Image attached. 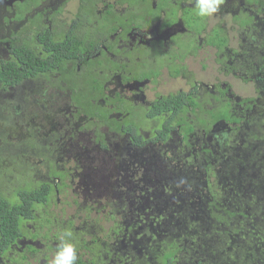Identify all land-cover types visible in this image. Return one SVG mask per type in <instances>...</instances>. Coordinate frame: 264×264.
<instances>
[{
	"label": "trees",
	"instance_id": "16d2710c",
	"mask_svg": "<svg viewBox=\"0 0 264 264\" xmlns=\"http://www.w3.org/2000/svg\"><path fill=\"white\" fill-rule=\"evenodd\" d=\"M121 1L128 3L130 14L135 10L133 15L147 11L145 0ZM171 1L159 0L160 7L157 9L170 6ZM188 1L178 0L177 12ZM96 3V0H82L81 14H86V20L79 24L73 22L71 31L66 35H63V31L57 37L51 34L43 26L42 13L31 20L30 25L44 27L38 33L39 38L31 39V44L38 45L39 41L45 59L41 60L42 57L36 54L32 45L28 46L18 34L11 42L14 47L10 57L7 60L0 57V251L9 250L22 237L27 229H24L27 221L39 225L43 223L41 217L45 216L60 224L54 232L57 234L53 235L55 240L58 241L65 229L73 232L78 251H85L84 254L79 253L78 260L82 264L84 255L91 254L95 257L94 264L101 259L103 264H264V113L244 118L247 119L244 123L248 132L231 137L227 145V158L222 157L225 155L223 150H220L219 156L212 154L213 145L197 152L198 156H203L197 165L192 155L189 161L183 160L178 169L170 167L172 171H167L166 176L159 178L158 182L152 180L142 184L143 181L128 183L124 180L119 197L111 201L99 199L89 204L92 207L87 205L86 217L78 226H74V222L64 224L55 215L53 205H58V198L73 184L68 172L55 166L58 154L51 155L58 148L55 137L66 136L67 127L54 133L39 129L33 122L36 114L29 111L30 104L40 103L43 95L38 89V79L43 78L54 87L59 86V82L66 84L77 115L74 122L71 120L73 124L70 127L74 128L71 129L82 134L92 131L95 136L93 145L99 143L103 149H109L108 137L129 135L136 151H148L140 149L146 144L141 135L145 121L161 118L163 129L160 136L167 138L178 126H182L183 132H191L199 118L207 115V111L202 109L204 104L197 103L193 98L195 88L187 95L189 102L186 93L181 92L158 99L150 108L142 106L141 110L120 95H107L113 75L109 73L111 68L106 63V52L94 56V48L104 41L109 51L116 52L120 38L117 37V41L110 44V32L107 31L102 38L94 23L98 18ZM256 3L261 7L264 0H256ZM31 11V7L25 9L27 13ZM184 11L183 20L191 30L199 25V33L206 29L207 19L189 7ZM123 20L121 16H113V21H118L113 31L121 29L120 35L125 30ZM259 26L263 32L264 21ZM206 39L220 52L227 44L223 30L206 35ZM200 48L192 41L184 45L185 57L196 55ZM142 49L148 54L153 53L155 59L166 56L162 49L154 46ZM234 50L242 51L238 48ZM123 51H128L130 62L117 63L114 68L117 67L116 73L119 74L116 76L125 83L133 78L131 75L138 73L131 68L134 67L133 61L138 56L143 57V53L139 49L133 54L128 47ZM98 52H102L100 48ZM248 64L246 74L243 71L245 63L237 62L227 67L229 72L241 73L245 82L255 81L258 86H264V55L249 58ZM259 71L261 82L255 80L254 76ZM27 79L37 86L30 95L16 88ZM224 93L222 91L216 108H226ZM205 98L210 103L211 96ZM254 99L256 97L247 96L241 103L249 104L247 109L252 111ZM231 102L227 96V108ZM20 104L22 107H19V111L17 108ZM189 106L193 108L191 114ZM212 112L215 116L209 120L211 125L225 117L223 111L219 113L216 109ZM115 113L121 115L120 119L114 117ZM166 114L170 117L167 120ZM81 117L83 120L80 122ZM8 125L15 128L13 134L9 132ZM76 135L73 134V137ZM82 144L83 141L79 140L75 146ZM48 154L51 158L46 159L47 165L40 170L34 165V157H47ZM144 160L140 158L135 161L133 169L140 168V162ZM152 163L144 161L142 168L157 170L158 167ZM81 166L80 160L73 164L76 170H80ZM49 170H53L52 175H49ZM130 173L132 176L133 171ZM157 186L165 187L167 195L160 197ZM85 188L86 185L82 191ZM173 199L179 206L175 203L169 205ZM160 201L167 203L160 206ZM39 209L42 210L38 218L36 213ZM83 234L88 237L82 239ZM132 234L135 239H123ZM54 252L52 246L40 250L30 248L27 253L32 261L29 264H42L40 260H49ZM22 256L25 260V253ZM18 260L15 259V262ZM18 264L22 263L19 261Z\"/></svg>",
	"mask_w": 264,
	"mask_h": 264
},
{
	"label": "flooded vegetation",
	"instance_id": "af4514ba",
	"mask_svg": "<svg viewBox=\"0 0 264 264\" xmlns=\"http://www.w3.org/2000/svg\"><path fill=\"white\" fill-rule=\"evenodd\" d=\"M54 1L55 0H0L1 59L7 60L10 57L14 47L12 46L11 42L14 41L15 36L18 34L25 42H27L28 46L32 45L33 49L37 52L36 54H39L40 57H42L41 60H43V58L45 59L46 56L39 45V41L38 45L37 43L31 44V39L37 37L40 30H43L44 27H47L48 31L57 37L59 34H62V31L63 35H66V33L71 31L73 22L77 24L83 20L85 22L86 14L84 12L81 14L82 0H62V2L57 5V7H54ZM96 1L98 8V18L94 21V23L95 26L99 28L98 32L102 38H104V33L106 31L110 32L108 39L110 44L114 41H117V37L120 38L116 47V52L109 51L108 47L104 44V41L99 47L96 46L94 48V51L96 52L94 56H97V54L103 55L104 52H106V55L104 54L106 63L108 67L111 68V72L109 73L110 75H113V83L109 85L110 90H108L107 95H110L111 97L116 94L120 95L121 97L128 99L129 102H132L135 107H139V110H141L142 106H145V108H150L151 105H153V102H156L158 99L162 100L163 98L181 92L186 93V100L189 102L187 95L190 94L192 89L195 88V92L192 93L193 98L197 101V103L202 102L204 104L202 109L207 111V115H205L202 119L199 118V121L196 122V128H192L191 132H183L182 126H178L176 130L170 132L167 138L160 136V130L163 129V122L160 120L161 118L149 119L147 122L145 121V128H141V135L144 138L143 142L145 141L146 144L140 149L148 150L149 152H139L140 150L136 151L137 148H133L131 141L129 140V135H125L124 137H108L107 143L109 149H103L99 143H94L93 145L95 136L92 134V131L84 134H82L81 131L75 133V131H73L74 128L70 127L73 124L71 120L74 122V118L77 116L76 110L73 106V111L67 116V123L62 126V128L67 127L65 128L66 136L63 135L60 138L55 137V140L58 143V148H55L56 150L51 153V155L56 156L58 154V159L55 166L62 171L66 170L68 175L72 176L75 171L79 172L83 169L82 167L87 160L95 161L99 159V152L104 153L111 159L120 161L122 160L121 155H123V153H121V141L124 138L128 140L127 145L129 149V153L124 154H127V156L130 158L131 148L134 151L133 154L136 155V157H132L131 159L133 164L135 161L141 158L145 159L144 161L148 163L149 161L155 163V165L158 167L157 170L143 171V161L142 163L140 162V168L129 170L123 169L122 172H125L124 180H126L128 183H141L143 181L142 184H146L152 180L158 182L159 177H164L166 176L165 173L167 171H172L170 167L175 168V170L178 169V167L184 163L183 160L189 161V158L192 155L193 162L195 165H197V163L203 157L198 156L197 152H201L206 148H211L213 145H215V147L212 151V154L219 156L221 154L220 150H223L225 151V155L222 157L227 158V145L229 140L236 138L238 133L243 134L248 132L244 123L247 119L244 118L257 117L256 115L264 113L263 111L258 114H253L255 105H257L258 97H261L263 94L262 92H264V86H258L255 81H250L251 83L245 82V80L241 78V73L229 72L227 67L233 65L234 63L242 62L245 63V67L243 69L245 73L246 69L250 66V64H248L249 58L253 59L258 54L261 56L264 55V31L261 32V26H259L264 21V4L263 6L259 7V5L256 3V0H254V3H251L249 0H232L234 1L233 5L232 3L229 4L230 0H224L220 13L226 16L229 13H232L233 16L230 17L229 20L225 19L224 21H220L215 25L211 24L212 19H207L206 29L199 33L201 27L200 25L196 29L191 30L183 20V12H185L184 8L189 7L195 11L193 4L189 1L183 3V6L177 12L178 0H172L171 5L164 7L162 10L157 9L160 7L159 0H145V7H147V11L138 12L135 15L133 14L136 10L130 14L131 8L128 7V3H123L121 0ZM148 1H150V6L147 5ZM29 7H31L32 11L28 13L25 12V9ZM227 7L230 8L228 13L223 11L224 8ZM40 13L43 14L44 27L40 28L39 25H30L29 23H32L31 20L36 18L35 16L39 15ZM114 15L121 16L123 19H125L123 22H125L126 25L122 35H120L121 29L116 32L113 31V28L118 23V21H113ZM249 25H252L255 28L251 29ZM219 30L224 31L225 38L227 39V44L222 52H220L218 48L210 45L206 39V35H213L215 31ZM191 41L193 42V45L196 47L200 46L201 48L196 55H188L185 57L184 45H188ZM145 46H154L162 49L166 56L163 59H155L152 55L153 53L148 54L142 49ZM125 47L131 49L133 54L136 53V50H142L143 57L138 56V58L133 61L134 67L131 69L135 72H138L136 76L130 74L133 78L130 79L129 82L123 83V81L120 80L121 78L116 76V74H118L116 73L117 67L114 68V66L117 63L130 62L128 51H123ZM99 48L102 51L101 53L98 52ZM237 48L242 49V51H232V49ZM211 52H213L215 56L216 63L214 62V64L218 66V69L221 71L220 73L222 75L231 76L234 80H238L245 85L250 84L255 87L256 99H254L255 103L253 105L252 111L247 109L249 104L241 103L242 100L247 96H238L234 91V87L236 86L234 83L227 85V83L223 84L222 82L218 81V79L212 80V76H219V71L217 73L215 70L211 69L205 63V61L203 63L200 62L204 79L202 78L201 80H197V78H195V70L192 71L190 69V66H192L190 61L192 59H203L205 54L207 55V53ZM145 53H147V55ZM228 54L229 56L227 59ZM256 70L258 71V69ZM254 76L255 80H260V71ZM54 77L57 78V75H54ZM179 80L183 81L186 86L188 85V87L186 89L179 87L174 89V83ZM38 81L41 82L38 84V89L42 92V97L46 98L47 92H50V95L52 96L57 97L66 95L70 98L71 92L70 89L66 88V84H63L64 87H62V90H60L58 89L59 86L54 87L50 82L43 78L38 79ZM195 81L197 84H195ZM259 82H261V80ZM26 84L30 86L26 87ZM164 85L169 87L168 93H165L163 90H161L162 86ZM34 86H36L34 85V82L27 79L23 83L18 84L16 88L24 93L26 90L32 91ZM146 88L155 93L153 100L146 102L144 100L139 101L137 98H135V96L139 97L143 95ZM222 91L225 92L224 103L226 104V108H216L218 106V99L221 97ZM205 96H211L210 103H208V100H206ZM227 96L232 100L228 108ZM214 106L217 111H219V113L223 111V113H225V117L211 125L209 120L215 116V114L212 112V110H216ZM19 107H22V105H18L17 109L20 111ZM189 110L191 111L190 114L193 113V108L190 106ZM35 114L36 117H34V119L36 120L38 115L37 113ZM227 114L229 115V121H227ZM114 117L120 119L121 115L119 113H115ZM169 118V115L166 114L165 120ZM81 120H83V117L80 118V122ZM192 121L193 120H191V122ZM33 122L39 126L35 121ZM152 122H154V125ZM52 125L53 126L50 131L54 133L62 129L56 120L52 121ZM239 128H241V130ZM39 129H43L45 131L44 125L41 127L39 126ZM73 134L77 135L73 137ZM78 134H81V136H78ZM87 134H89V136ZM145 134H147V136ZM79 140H82L83 144L80 146H75ZM74 148L76 149L74 150ZM51 155L48 154L47 157L39 155L35 156L34 165L40 170L44 169L48 163L46 159H50ZM76 160H80V164L82 165L80 170L73 168V164L76 163ZM72 161H74V163ZM130 171H133L132 176H130ZM52 172L53 170H49V175H52ZM124 180H122V182ZM157 188L160 191V197L167 195L165 187L157 186ZM86 189L87 188H85V191ZM62 195L60 198H58V205H53V209L55 208V215L59 220H62L64 224H70L74 222V226H78L85 219L87 213L86 207L87 205H90L87 203L82 204L80 201H72L74 198L72 200H67L65 198L62 199ZM97 201L98 200L94 202ZM170 202L171 203H169V205L175 203L176 206H179V204L176 203L174 199L170 200ZM165 203L167 202H159L160 206H163ZM41 210L42 209H39L36 213L38 218L41 217ZM44 217L45 216L41 217L43 223L40 222L38 227L36 225H32L31 221L26 222L24 229L26 227L27 229L22 234V237H20L16 243L10 247L9 250L5 251L7 254H10L7 255L5 252L0 251V260H2L0 261V264H18L19 261L22 264H29V262L32 261V258L28 259L27 253L30 248H33L34 250H40L46 248L47 246H52L53 250H56L58 241L53 238V235L57 234L54 232L57 230L56 226L60 224L58 222H52L54 219H46ZM111 224L114 223L111 222ZM87 237L88 236L86 234L81 236L82 239ZM127 237L129 240L135 239L134 234L125 236L123 239H126ZM27 248L28 250H26ZM18 251L19 253H17ZM78 252L80 254L85 253L84 250H80ZM23 253H25L26 256L25 260L22 258L24 257L22 256ZM132 253L134 254L133 250ZM9 257L13 258L11 259ZM35 257L37 256L35 255ZM52 257L53 254H51L49 260L42 259L40 261L42 264H49ZM17 258H19L18 262H15V259L17 260ZM93 258L95 257L92 256V254L84 255L82 259L84 262L83 264H94ZM77 264L82 263H80V260H78ZM96 264H103L102 259Z\"/></svg>",
	"mask_w": 264,
	"mask_h": 264
},
{
	"label": "rangeland",
	"instance_id": "374dc122",
	"mask_svg": "<svg viewBox=\"0 0 264 264\" xmlns=\"http://www.w3.org/2000/svg\"><path fill=\"white\" fill-rule=\"evenodd\" d=\"M62 0H55L54 1V7H57V5L60 4ZM234 5V1L230 0L229 4ZM230 8H224L223 11L229 12ZM232 13H229L227 16L221 14L220 12L212 18V25L217 24L220 21H224L225 19H230L232 17ZM1 30V28H0ZM213 70H215L217 73L219 71V76H212V80L218 79V81L222 82L223 84L231 85L235 84L234 91L238 96H255V87L252 85H245L241 81L234 80L231 76H224L218 69V66L214 64L215 56L214 53H207L205 54L203 59H192L190 61V69L192 71L195 70V78L197 80L204 79V75L202 74L200 62H204ZM213 61V62H212ZM195 84L196 81H195ZM59 87L58 89L62 90L63 83H58ZM26 87L30 86L28 84L25 85ZM174 89L184 88L186 89L188 85L179 80L174 83L173 85ZM34 88H37V86H34ZM168 88L166 85L162 86V89L165 93H168ZM26 94L31 93V91L26 90ZM52 93V92H51ZM262 96L258 97L257 105H255V110L253 111V114H258L264 111V92H262ZM39 97V96H37ZM155 97V93L148 90V88L145 89V93L141 96H135L139 101H146L150 102ZM47 98V99H46ZM46 98L42 97L41 102L38 104H30L29 111L35 112L38 115V118L35 120V122L41 127L44 125L45 131H50L52 128V121L56 120L58 124L61 126L65 125L67 123V116L69 113L73 111V105L71 104L69 96H52L50 95V92H47ZM50 99H53L52 101ZM32 100V98H31ZM50 100V101H49ZM62 116V117H61ZM141 118V116H140ZM7 119V118H5ZM154 125V122H152ZM9 132L11 134L14 133V129L11 125L7 126ZM21 128V127H19ZM89 136V134H87ZM147 136V134H145ZM128 138V137H127ZM121 148L123 155H121L122 160L118 161L115 159L109 158L107 155H105L102 152H99V159L95 161H89L87 160L84 165L83 169L79 172H74L71 178H73V184H70L69 189L65 190V192L62 195V199L72 200L73 198L75 200L80 201L82 204H92L94 201L99 200H113L114 198L119 197L120 195V189H121V183L122 180L125 178V172L122 170L126 169H133V162L132 157H136L134 151L131 150V156L130 158L127 156L129 153L128 149V140L124 138L121 141ZM162 158V157H161ZM74 163V161H72ZM146 170L143 168V171ZM163 173V172H162ZM161 178V177H159ZM86 185L87 190L82 191V187ZM32 224V223H31ZM33 225V224H32ZM110 224H108L109 226ZM38 227V225H36ZM40 227V226H39ZM2 261V260H0Z\"/></svg>",
	"mask_w": 264,
	"mask_h": 264
},
{
	"label": "clouds",
	"instance_id": "9594fccd",
	"mask_svg": "<svg viewBox=\"0 0 264 264\" xmlns=\"http://www.w3.org/2000/svg\"><path fill=\"white\" fill-rule=\"evenodd\" d=\"M193 4L197 15L204 19L214 18L221 10L224 0H189ZM79 259L78 248L74 234L65 229L58 237L56 250L49 264H77Z\"/></svg>",
	"mask_w": 264,
	"mask_h": 264
}]
</instances>
